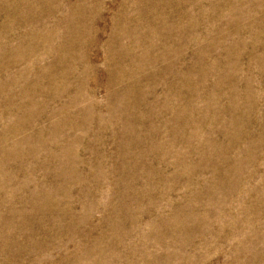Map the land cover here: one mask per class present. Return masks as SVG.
<instances>
[{"label":"rangeland","instance_id":"obj_1","mask_svg":"<svg viewBox=\"0 0 264 264\" xmlns=\"http://www.w3.org/2000/svg\"><path fill=\"white\" fill-rule=\"evenodd\" d=\"M0 264H264V0H0Z\"/></svg>","mask_w":264,"mask_h":264}]
</instances>
